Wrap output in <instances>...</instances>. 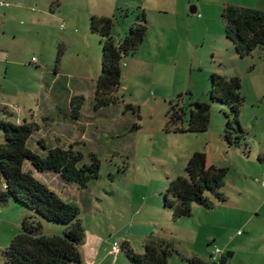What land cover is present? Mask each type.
<instances>
[{
	"label": "rangeland",
	"instance_id": "1",
	"mask_svg": "<svg viewBox=\"0 0 264 264\" xmlns=\"http://www.w3.org/2000/svg\"><path fill=\"white\" fill-rule=\"evenodd\" d=\"M6 1L13 8L14 1ZM151 1L163 7V12L159 17L148 12L144 41L135 53L123 58L115 103L94 106L95 83L101 71V36L89 30L90 20L86 23L83 17H71V5L64 7L62 17L55 22L46 16L43 24L26 28L22 24L20 29L24 30H16L15 38L12 32L7 33L4 49L8 58L3 63L6 69H0V81L5 80L7 101L19 107L21 119L50 108L62 118L74 93L84 97L78 123L74 122L69 131L65 117L56 118L51 127L39 117L43 126L34 133L31 145L35 147L36 139L41 138L50 144L73 145L84 153L85 162L90 152L98 157L99 177L85 188L73 184L59 192L64 188L58 187V179L45 177L52 187L59 188L55 191L62 198H67L63 199L78 205L86 234L98 233L107 246L129 233L135 252L142 253L138 231L155 221L171 244L170 264H182V256L191 251L204 252L203 259L208 261L210 249L225 250L223 242L237 236V231L248 237L247 242H257V231H264V188L260 184L264 176V48L238 56L225 36L222 17L229 4L264 11V0H200L207 6L200 10L201 17L191 14L190 7L195 4L188 0ZM27 5L35 8V15L41 12L35 2ZM133 5L117 13L120 17L112 27L115 42L144 10ZM0 12L4 13L1 7ZM161 26L167 30H159ZM213 71L241 79L244 101L238 144L229 145L224 140L227 122L233 127L236 124L229 107L210 98ZM56 77L58 91L52 95L48 86ZM179 97L186 107V119L198 103L209 104L206 131L164 130L170 102ZM3 139L0 130V142ZM198 149H207L210 158L227 169L220 188L225 200L206 193L212 207L192 204L190 216L173 219L163 207L164 191L169 180L185 176L187 160ZM30 214L33 211L13 200L0 203V264L2 252L20 231L21 220ZM42 222L46 232L63 229L61 224ZM118 256L117 264H131L121 247Z\"/></svg>",
	"mask_w": 264,
	"mask_h": 264
},
{
	"label": "trees",
	"instance_id": "2",
	"mask_svg": "<svg viewBox=\"0 0 264 264\" xmlns=\"http://www.w3.org/2000/svg\"><path fill=\"white\" fill-rule=\"evenodd\" d=\"M118 17L119 14H113L90 18V31L98 33L102 42L101 71L95 83V108L119 99L116 93L121 85L122 60L135 53L145 39L147 24L145 13L141 11L124 37L115 42L112 27ZM222 17L225 36L238 56L244 57L256 48H264V11L229 4L224 7ZM210 81L211 100L226 104L236 124L233 127L231 121L227 122L224 140L229 145L238 144L242 131L239 113L244 101L240 92L241 79L236 75L226 76L213 71ZM83 103L82 95L71 97L75 119H78ZM197 105V109H190L186 119V107L180 97L171 101L164 130L168 133L206 131L210 106L208 103ZM0 130L4 137L0 142V203L13 200L34 213L21 220L20 231L2 252L4 260L1 264H81L85 229L79 218L80 208L36 178L32 169L39 173L54 172L65 182L85 188L89 181L99 177L98 157L90 152L89 161L85 162L84 153L73 145L49 146L41 139L36 140L38 149L33 148V135L39 130L38 124L33 121L19 124L0 121ZM185 173V176L169 180L164 191L163 207L171 211L173 219L190 216L192 204L212 207L206 193L214 195L219 201L225 200L220 188L227 169L207 165L205 152H192L185 165ZM42 220L61 224L63 229L59 233L46 232ZM170 245L166 240L149 237L143 242L142 253L135 252L127 242L120 247L131 264H170ZM182 261L183 264H204L195 257L182 256Z\"/></svg>",
	"mask_w": 264,
	"mask_h": 264
},
{
	"label": "crops",
	"instance_id": "3",
	"mask_svg": "<svg viewBox=\"0 0 264 264\" xmlns=\"http://www.w3.org/2000/svg\"><path fill=\"white\" fill-rule=\"evenodd\" d=\"M11 1H14L13 8H10L12 6L10 4H8L7 7L5 8L0 6L1 8L4 9L3 14L0 12V69H4V70L6 69V67H5V64L3 63L7 62L6 59L8 58V53L4 49V42L5 44H7V39H6L7 33L11 34L12 32L13 38H15L17 34L16 30L17 32H19V30H24L22 28L20 29V27H22V24L25 25L23 28H26V26L32 25L34 23L39 24L41 22L43 24V19L46 16H49L51 20L55 22L57 19L62 17V13L66 5L72 6V11L74 12V14L71 17L73 19H77L78 17H83V20L86 21V23H88V20H90L91 16L93 15L94 16H111L113 14H117L119 10H124L126 8H129L133 4H137V8H140V7L144 8L143 11L145 13V17L147 21H150L148 19V12L156 13L157 14L156 17H159L158 13L163 12V10L161 9L163 7H161L155 2L153 3L151 0H138L137 3L130 1V0H11ZM33 2H35L36 5L40 6L41 12L39 14L36 13L35 15L36 10L34 7H31V8L27 7L28 6L27 4H30ZM191 2H194L195 4V5H191L190 7L191 9L194 10V13H191L192 15L197 14V16H200L201 15L200 10L204 11L205 7H207L204 5L205 3H202V1L200 0L198 1L188 0V3H191ZM182 14L186 15L184 11ZM22 19L24 21H22ZM18 20H21V21H18ZM6 22L8 23L6 24ZM73 25H75V22L73 23ZM14 26L17 29H15ZM174 27H175L174 31H177L176 23L174 24ZM89 30H90V27H89ZM159 30L166 31L167 29L161 26ZM68 32H71V30L68 29ZM2 82L0 81V113H1L0 121H8V122H12L15 124L33 121V122H36L39 126V130L36 132H39L43 126V124H40V122L38 121L39 117L45 120L46 127H51L52 123H55L56 118L62 120V118L65 117L67 121L65 125L68 128L67 129L68 131L70 127L73 126L74 122L78 123V120L80 118V113H79L78 119H75L73 117L71 105H70L71 97L68 101L70 105L68 109L69 111L63 114L62 118L57 117V115L55 114V111H56L55 108L54 109L50 108V109H43V111L41 113H38V115L35 114V112H31L28 114V117H26L25 119H21V112L19 111V107L12 104L10 101H7V98L5 95L6 89L4 86L5 80H3ZM58 82H59V77H56L55 79H53V81H51V83L48 86V91H50L52 95L53 93L58 91V88H56V84ZM74 95H81V94L74 93L72 96ZM82 109H83V106L81 110ZM178 133H184V132H178ZM38 139H41V138H37L36 140ZM41 140L44 141V143L48 144L49 146L60 145V144H50L46 142L44 139H41ZM33 148L38 149V146L35 145V147ZM198 150L205 152L207 165H214V166L219 167V165L215 163L214 159L210 158V155L207 149H198ZM27 167L30 168L29 166ZM32 171H33V175L36 178L47 183L53 190L58 191L60 187H63L64 190H61L59 192H65L67 187L73 186L72 183L65 182L58 174L54 172L39 173L33 169ZM50 176L56 177L58 179L57 181L58 187H59L58 189H55L54 187H52V185H50L46 181L45 177H50ZM69 195L72 197L71 193ZM70 196L68 197V199L71 198ZM63 198L67 199L66 197H63ZM262 207L263 205L260 206V209ZM145 228H146L145 230L138 231L139 234H137L140 237L142 248H143L144 240L149 237H155V238L163 239L167 241L166 234H165L166 232H163V229L159 228L158 225L155 224V221H150L148 224L145 225ZM261 229H264V227L263 228L261 227ZM129 232L132 233V231H129ZM257 232H258L257 242H247L248 237H243L242 234L239 233V231H237L238 233L237 236L227 237L225 241L223 242V244H224V247L226 248L225 250H228L226 252H231L232 255L227 259L225 264H264V231L259 230ZM122 238L123 239H121V241L119 242L120 246L123 242H127L128 245L134 251H136L129 233L125 234V237H122ZM213 240L214 238L212 239V241ZM111 245L108 244L107 246H105V241L101 238V236L98 233L97 234L95 232H91L88 234L85 233V237L81 245V254H82L81 264H117L119 260L118 255H119L120 250L116 255H113L111 253ZM212 249L213 247L208 252V260H209V256H210ZM221 250L223 251V255H224L226 253L225 250L223 249ZM203 256H204V252H202L200 255V253H196L195 251L185 253L184 255V257H187V258H191V257L198 258L204 264H207L208 261L207 259H203L204 258Z\"/></svg>",
	"mask_w": 264,
	"mask_h": 264
},
{
	"label": "built area",
	"instance_id": "4",
	"mask_svg": "<svg viewBox=\"0 0 264 264\" xmlns=\"http://www.w3.org/2000/svg\"><path fill=\"white\" fill-rule=\"evenodd\" d=\"M8 3L5 0H0V6L1 7H7ZM33 60H35L33 58ZM260 184L262 187H264V176L261 178L260 180ZM120 250V243L115 241L112 243L111 245V253L113 255H116ZM223 255V251L217 247H215L214 249H212L210 256H209V260L207 264H219L221 256Z\"/></svg>",
	"mask_w": 264,
	"mask_h": 264
},
{
	"label": "water",
	"instance_id": "5",
	"mask_svg": "<svg viewBox=\"0 0 264 264\" xmlns=\"http://www.w3.org/2000/svg\"><path fill=\"white\" fill-rule=\"evenodd\" d=\"M191 13H194V10L191 9L190 10ZM198 108V105H195L193 109H197ZM231 252H226L224 255L221 256V259H220V262L219 264H225L227 259L231 256Z\"/></svg>",
	"mask_w": 264,
	"mask_h": 264
}]
</instances>
